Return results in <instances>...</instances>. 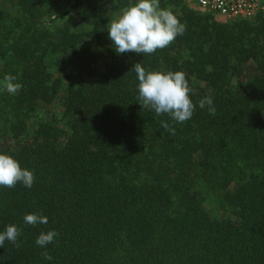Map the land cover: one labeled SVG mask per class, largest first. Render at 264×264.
<instances>
[{
    "label": "trees",
    "instance_id": "obj_1",
    "mask_svg": "<svg viewBox=\"0 0 264 264\" xmlns=\"http://www.w3.org/2000/svg\"><path fill=\"white\" fill-rule=\"evenodd\" d=\"M84 4L0 0V82L23 85L0 83V153L35 176L0 186V232L21 229L0 264H264V12L224 21L182 6L186 31L168 47L117 54L107 29L127 4L74 19ZM137 62L183 71L215 115L197 104L177 123L141 107ZM32 212L47 224H25Z\"/></svg>",
    "mask_w": 264,
    "mask_h": 264
},
{
    "label": "clouds",
    "instance_id": "obj_2",
    "mask_svg": "<svg viewBox=\"0 0 264 264\" xmlns=\"http://www.w3.org/2000/svg\"><path fill=\"white\" fill-rule=\"evenodd\" d=\"M108 36L117 54L134 52L151 55L158 49H164L182 36L186 25L168 8L160 6V0H130L129 4L112 19L108 25ZM137 76L138 101L143 108L154 111L156 116L167 115L177 123L191 119L197 104L201 109L207 106L208 114L215 115L216 109L211 96H204L196 103L191 99L195 90L189 85L183 71L146 70L137 62L131 68ZM14 75L6 74L2 87L8 93L16 95L23 85L16 82ZM161 127L174 135L175 128L167 121H161ZM34 172L22 167L10 154L0 153V186L14 188L18 183L26 188L34 184ZM27 225L47 224L48 218L39 212L27 213L23 217ZM21 229L9 224L0 232V247L5 241L19 247L18 237ZM58 233L55 230L41 231L35 243L41 248L53 243ZM45 260L53 257L48 251L41 254Z\"/></svg>",
    "mask_w": 264,
    "mask_h": 264
},
{
    "label": "built area",
    "instance_id": "obj_3",
    "mask_svg": "<svg viewBox=\"0 0 264 264\" xmlns=\"http://www.w3.org/2000/svg\"><path fill=\"white\" fill-rule=\"evenodd\" d=\"M192 6L225 20L251 19L264 12V0H186Z\"/></svg>",
    "mask_w": 264,
    "mask_h": 264
},
{
    "label": "rangeland",
    "instance_id": "obj_4",
    "mask_svg": "<svg viewBox=\"0 0 264 264\" xmlns=\"http://www.w3.org/2000/svg\"><path fill=\"white\" fill-rule=\"evenodd\" d=\"M121 1H124L127 5L129 4L130 0H121ZM66 2L70 3L71 4L74 2V0H66ZM117 0H85V4L84 6L79 9V11L75 14L74 13V19H81L83 16H84V13H85V9L86 7L90 6V5H94V4H106V5H111L110 3H113V4H116ZM132 2H135V0H132ZM163 2H166V5L165 6H162L161 3ZM163 2L160 1V6L162 8H168L169 10L171 11H176V12H180L181 10V7L182 6H185L193 11H196V12H199L201 14H210L212 15V17L218 19V20H224V21H228V20H225V18L223 17H219V16H215L214 14H211L207 11H204V10H201L197 7H194L192 6L189 2H187L186 0H164ZM126 5V6H127ZM126 6H122L121 8H119L118 10H114V17L113 19L121 12V10L123 8H125ZM69 5H65L64 8H68ZM59 106H53L52 107V110H54L55 112H59Z\"/></svg>",
    "mask_w": 264,
    "mask_h": 264
}]
</instances>
